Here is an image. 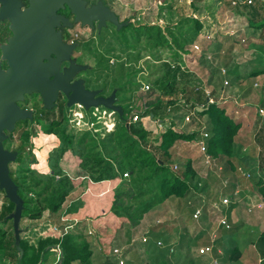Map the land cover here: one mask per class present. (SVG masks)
Instances as JSON below:
<instances>
[{
	"label": "rangeland",
	"instance_id": "374dc122",
	"mask_svg": "<svg viewBox=\"0 0 264 264\" xmlns=\"http://www.w3.org/2000/svg\"><path fill=\"white\" fill-rule=\"evenodd\" d=\"M86 1L90 6L101 1L118 16L119 22H125L127 25L131 23L133 26L141 24L140 26L159 28L166 40V43L157 46L158 38L155 34L151 39L141 36L139 40H136L133 37L134 31L131 29H127L122 34L108 22L100 29L98 27L90 29L80 24H73L71 28H66L62 36L65 42L75 34L77 35L76 48L67 62L85 67L83 71L76 74L75 78L82 80L88 89L106 97L115 94L114 104L124 108L126 119L130 121L133 113L139 114V121L136 123L138 128L150 131L154 139L169 128L170 124H173L179 132L186 134L199 130L201 125L205 128L209 127L205 116L200 117L195 110L190 111L186 108L187 105L178 102L179 91L184 88L189 90L187 85L190 87L182 75L190 74L193 83L199 81V86L209 89L211 100L220 103L227 102L224 106L226 113L235 122L239 120L242 126L233 141L232 162L239 170L237 181H232L229 170L219 171L216 163V166L210 170L203 164L204 158L195 142L182 141H178L171 149L170 169L172 172L180 173L184 170L183 165L190 162L196 174L191 181V186L198 183L197 193L188 191L182 198L171 197L159 205L155 204L150 211L140 217V213L132 212V210H135L140 201L151 202L153 194L157 192L154 182L144 184L141 188L149 191L152 187L153 192L141 199L129 200L121 197L122 194L129 192L131 187L136 190L133 186L139 187L144 176L132 170L134 173L129 174L128 178L122 177L121 183L116 180L120 184H117L111 193L114 192V196L115 194L119 196L117 206L120 201L122 207L127 208L126 212L130 216L134 213L139 216V219L134 217V221L131 219L130 221L126 216L117 218L110 212L116 221L106 223L109 220V213L104 216L106 219L97 215L90 216L88 219L90 230L97 231L99 226L106 223L105 228L101 229V233L107 238L110 246L108 252L105 250L108 256L106 258H111V264H117L108 253L113 248H118L124 249L126 264H213V260L216 259L217 264H243L247 259L246 257L241 258L240 250L247 248L250 250L247 256L251 264H264V258L260 256L257 238H255L264 230V202L260 192V185L264 188V184H258L259 180L264 181V12H260V17L256 20L246 14L242 15L244 9L232 5L235 0ZM26 4L27 0H23V5ZM194 20H199L202 24L200 31L194 29ZM11 35L9 23L0 21V47L6 44L5 42ZM124 37L128 44H124ZM179 42L183 48L181 52L175 49ZM194 45L198 46V50L194 49ZM174 74L176 75L174 78L176 92L170 95L171 99H175L174 101L178 103L171 106L166 102L168 97H162L161 92L166 80H171ZM224 81H227L228 85L224 86ZM141 84H149L151 88L148 91H142ZM34 99L33 94L26 95L18 106L30 111ZM158 100L162 101V105L159 110H155L153 104ZM35 102L38 109L43 107L41 99ZM72 108H74L73 105L67 107L65 104L64 121H61L58 127L49 124L50 120L60 117L58 105L51 110L43 108L47 114L46 117L49 116L50 120L45 117V122L39 124L35 120L37 112L32 109V120L17 121L13 131L5 132L7 142L3 145L7 151L21 153L8 167L16 178L24 176L21 175V168L35 170L39 178L49 175L51 173L49 159L59 158V154L62 155L58 166L64 175L69 176L72 186L63 207L69 205L71 200L79 195L81 184L78 180L84 176L81 171L87 172L91 168H97L93 158L82 156L83 152H90L92 156L98 150L100 155L106 158L119 156L125 162V172L131 170L132 165L127 166V164L135 153L134 149H128L133 141L126 130L120 129L112 136L104 137L101 132V121H96L91 116L94 107L84 110V114L86 121L96 123V133L87 131L85 128L78 131L73 127L69 115V110ZM97 108L100 111L104 109L103 106ZM260 110L262 113L259 112ZM189 113L193 121L186 123L184 117ZM64 123L69 125L71 134L76 133L78 138L84 136L82 145L85 150L76 145L74 151L68 149L60 153L62 139L59 132ZM116 123H123L117 115ZM45 128L52 130L45 132ZM24 132L29 133L25 139L23 135L21 136ZM94 136L99 137L96 139ZM104 138L102 147H100ZM94 146L99 149L93 150ZM85 162L89 167H84ZM174 166L178 167L175 171ZM57 180L58 176H55L51 181L52 188L56 187ZM31 183L32 180L27 182L29 185ZM46 183L47 181L38 189H43ZM99 185L104 187L108 184ZM4 198L5 195L0 192V206ZM88 198L89 196L85 198V201ZM223 198H229L237 203L231 204L226 209L220 206V211L212 210L211 205L219 204ZM247 198L249 208L244 206ZM40 202L41 200L37 204L41 208ZM232 206L241 222L237 228L231 226L230 209ZM197 208H200L203 213L202 217L195 221L192 219V213ZM257 210L260 211V216L257 215ZM120 212L124 213L123 210ZM100 216H102L101 213ZM221 217L227 220L229 229L218 225V219ZM54 221H57L56 215H51L42 208L41 215L36 220L24 217L20 221L19 237L31 244H36L41 238H56L59 235L54 229L61 228V225L55 227ZM0 229L5 232L6 236L5 248L2 252L0 251V260L3 257L0 263L16 264L15 260L10 258L12 255L16 256L11 242L13 231L10 230V223L1 222ZM198 229H204V231L200 230L198 236L194 237ZM209 230L215 231L213 242L211 236L208 238ZM145 234L149 241L141 243V237ZM226 234L236 236L229 238ZM222 236L225 241L232 240V243H236V238L238 239V245L231 244L236 247L238 253L240 252L237 261H229L230 251L223 254L216 253ZM130 237H133L134 241L131 247L127 246L132 240ZM158 240L162 243L161 250L156 245ZM169 243L173 246L168 245ZM91 246L96 248L94 243ZM170 246L172 248H168ZM199 246H211L212 252L200 255ZM56 251L57 249L54 248L53 252ZM54 253L42 264H52L56 257ZM73 263L79 264L77 261Z\"/></svg>",
	"mask_w": 264,
	"mask_h": 264
},
{
	"label": "trees",
	"instance_id": "16d2710c",
	"mask_svg": "<svg viewBox=\"0 0 264 264\" xmlns=\"http://www.w3.org/2000/svg\"><path fill=\"white\" fill-rule=\"evenodd\" d=\"M246 1L247 0H235L236 5L234 6H237L236 8L239 9H244L242 15L246 14L256 20L258 17H260L259 13L264 12V5H262L263 3L260 0H252V4L248 5ZM140 25L141 24H139V26H133L130 23L129 25H126L125 27L121 28L120 31L122 32V34H124L127 29H131L132 31H134L133 37L136 40H139L141 36H145L151 39L153 34H155L158 38L156 46L166 43L164 35L159 28L147 25ZM194 29H196L197 31H200L202 29V24L199 22V20H194ZM167 31L169 33V27L167 28ZM174 41L177 40L174 39ZM124 44H128L125 37ZM176 48L180 52L183 51L180 42L176 45L175 49ZM175 76L176 75L174 74L173 76H171V80L167 79L164 83L161 92L162 97L167 96L168 100L166 102L171 106L176 105L178 102H181L182 104L187 105L186 108H188L190 111L195 110V112L199 114L200 117H206L209 126H207L208 128L206 129L210 135L208 140L206 141L207 155H209L218 165V167L221 168V172H223L224 170H229V172L232 174V181H237V174L239 173V170H237L236 166L233 164L232 156L233 141L235 135L241 128L240 122H235L232 117L226 113L225 107L221 105L220 102L216 101L213 104H206L205 91L201 88V86H199V81L197 83L192 82V75L190 74L182 75L186 79V83L190 84V87L187 85L189 90L184 88L179 91L180 97L178 99V102L174 101L175 99L173 98L171 99L172 96L170 94L173 95L176 92L174 90ZM154 104L153 109L159 110L161 108L162 101L158 100ZM33 107L34 110L37 112L35 118L37 123L39 124L41 122H45L46 119L44 120V118L47 114L43 111V107L41 109H38L36 102L33 103ZM64 107V105L58 106L60 117H58L56 120H50L49 116L46 117L48 120H50L49 124L51 126L53 125L58 127L61 121H64ZM199 107L202 108L201 112H198L196 110V108ZM122 109L124 113V108ZM120 129L126 130L127 133L130 134L129 136L133 141V144L128 146L129 150H135L134 156L130 159L129 163L127 164V166L132 165L131 170L129 172H125V162L119 156H115L114 158H106L101 156L100 152L97 150L99 149L98 145V147L94 146L93 150H97V152L93 153L92 156L89 154L90 152L82 153V156L86 158L92 157L97 167L94 169H87V172L85 170L81 171V173H84V176L82 177H87L93 183L116 180H119L121 183V181H123L122 177L124 174H127L128 177L129 174L131 175L134 172L138 173L139 175H143L144 178L142 180V184L139 187L133 186L136 190L131 187L129 192L122 194L123 196L121 197H126L129 200H132L133 198L141 199L146 194L153 192L152 187L149 189V191H144L141 188L144 184H152V182H154L156 186L155 190L157 192L153 194L151 202L140 201V204L136 206L135 210H132V212L134 211L140 213V217L150 211L155 204L159 205L171 197L182 198L188 191H193L197 193L198 183L191 186V181L196 176L194 170L191 168V163L186 162V164L183 165L184 170L179 173L171 171L170 162L172 160L171 149L174 147V145L178 141L195 142L199 139V133L195 131L187 134L179 132L177 129L174 128L173 124H170V127L167 128L163 133H161L159 137H154L153 139V137L151 136L152 133L150 131L138 128L137 124H130L128 125V127H126V124L123 125V123H121L116 125L115 130L113 132L103 135L104 137L108 138ZM51 130V128L44 129L45 132H49ZM33 131L35 132V129ZM59 134L62 139V143L59 149L60 153H64L68 149L74 151L76 145L80 146V149L85 150L82 145V139L84 136L78 138L76 137V133L71 134L70 127L68 124L64 123ZM22 135L25 139L29 136V133L24 132L21 134V136ZM98 137H96V139H98ZM104 140L105 138L101 141L100 147H102V143ZM18 155H21L19 151ZM60 155L61 154H59V158L49 159L51 173L44 177L39 178L38 173L35 170L27 168H21V175L24 176L17 178L14 176V174H12L11 171H9V176L17 187V194L23 201V210L20 221L23 220L24 217L36 220L40 217L41 209L43 208V210H47L49 214L56 215L57 221L53 222L55 223L54 225H61L60 219L62 217H67L68 214L76 213L78 209L83 207V202L79 201L77 202V204L73 203L70 208H67L65 211H62L63 205L70 194L72 186L70 184L71 180L69 176L64 175L62 170L58 166V161L62 157V155ZM127 157L129 158V156ZM87 165L88 163L85 162L84 167H86ZM60 173H62V175ZM115 173L117 174L115 175ZM55 176H58V180L56 182L57 185L55 188H52L50 185L51 181L54 179ZM30 180H32V183L29 185L27 184V182H30ZM45 181H47V183L45 186H43V189H38ZM258 184H264V181L259 180ZM260 187V192L262 194L261 196L264 202V188L262 185H260ZM0 192L4 194L3 191ZM118 198L119 196L115 194L107 210V213L110 214L111 212L117 218L126 216L129 220L131 219L132 221H134V217H136V219L138 220L139 216L134 213H131L130 216L129 213L126 212L127 208L122 207V203L120 201L119 205L117 206ZM40 200V204L42 205L41 208L37 204ZM14 208L15 206L11 202H9L5 197L4 202L0 206V223L2 222L5 224L9 222L10 230L12 231L13 226L11 225L9 216L14 212ZM122 210L124 213L120 212ZM75 227L73 231H70L61 239H55L50 237L41 238L37 240L36 244H31L27 240L22 239L21 237L16 240L13 232L11 242L15 250L16 256L12 255L10 256V258L15 260L16 264H42L47 259L51 258L52 253H54V248L58 246L60 248L62 256L57 264H72L74 261L79 262V264H91L90 258L92 256V252L90 249V245L88 244V239L91 236L88 235L86 230V232L84 231V228L86 227H84L83 224L78 223ZM5 241V232L0 229L1 252L5 248ZM257 246L259 248L258 251L260 253V256L264 258V230L257 240ZM229 253L230 254L228 259L230 262L237 261L239 259L240 252L238 253L236 247H232Z\"/></svg>",
	"mask_w": 264,
	"mask_h": 264
},
{
	"label": "water",
	"instance_id": "95a60500",
	"mask_svg": "<svg viewBox=\"0 0 264 264\" xmlns=\"http://www.w3.org/2000/svg\"><path fill=\"white\" fill-rule=\"evenodd\" d=\"M27 4L24 7L23 0H0V21H7L12 33L7 44L0 47V191L15 206L9 219L16 240L23 201L9 176L8 165L14 162L17 153L4 150L2 143L7 139L5 132L13 131L17 121L33 118V111L20 108L18 103L26 95L38 94L43 108L51 110L61 93L67 107L75 103L85 110L103 106L123 120L122 107L114 104L115 94L97 96L98 92L83 87L82 80L71 83L85 67L70 62L60 72L61 63L70 59L76 44L63 43L59 29L71 28L73 24L93 28L95 22L100 29L109 22L120 30L127 24L119 22L118 16L101 1L89 7L86 0H27ZM65 8L73 16L72 21L59 14ZM1 61L5 62L6 70L1 68Z\"/></svg>",
	"mask_w": 264,
	"mask_h": 264
},
{
	"label": "built area",
	"instance_id": "2783aa9c",
	"mask_svg": "<svg viewBox=\"0 0 264 264\" xmlns=\"http://www.w3.org/2000/svg\"><path fill=\"white\" fill-rule=\"evenodd\" d=\"M246 3L248 5H251L252 0H247ZM232 5L233 6L236 5V2H233ZM76 38H77V35L75 34L73 37H71L69 39L68 44H74V42H76ZM194 49L198 50V46L194 45ZM172 68H175V66H172ZM223 85L224 86L228 85V82L224 81ZM141 87H142V91H148L151 88V86L149 84H141ZM201 88L205 91L206 104H213L214 101L211 100V98H210L211 92L209 91V89L205 86H201ZM73 107L74 108L69 110L71 122L74 125L73 127L78 129V131H82V129L85 128L87 131L90 130V131H93V133H96V131H97L95 129L96 123H94L92 121L88 122L85 120V114H84L85 108L79 103L73 104ZM89 109H87V110H89ZM259 112L262 113L261 110ZM116 115H117L116 112L107 110L105 108L100 111V109H98L97 107H94V109L91 111V116L93 118H95L96 121H101V128H102L101 132L103 134H109L115 130V127L117 125ZM184 120L186 123L187 122L191 123L193 121L192 115L190 113L188 115H185ZM120 121H122L123 123L125 122V124H127V125L137 123L139 121V114L133 113L131 115L130 121H129L126 119V117L124 116V113H123V120H120ZM109 129H111V130H109ZM195 132L199 133V139L197 141H195V145L197 146L199 152L202 154V157L204 158L203 164L212 170L214 168V166H216V164H215L214 160L209 155H207V144L205 142V140H207L210 135L207 132V129L203 126L201 128H199V130H196ZM177 168H178L177 166H174L173 170L175 171V170H177ZM217 169L219 171L221 170V168H219L218 165H217ZM123 177L127 178L128 176H127V174H124ZM81 180L90 181L87 177H82ZM230 202H231V200L229 198H223L219 204L213 203L211 205V208H212V210L220 211V206H223V207L227 206L230 204ZM202 213L203 212L200 208L195 209L192 213V219L195 221L199 220L202 217ZM69 222H71V223H69ZM60 223H61V228H57L56 226H58V225H55L56 228L54 227L55 228L54 230L57 232V235H59V236H56L55 239H57L59 237L62 238L63 236L68 234L79 223V221L76 219L71 221L67 217H62L60 219ZM218 225L220 227H224V229L230 228L227 220L224 217H221L218 219ZM87 233L89 236H93L95 234V231L88 229ZM61 238H59V239H61ZM214 240H215V235L213 234L211 236V241L213 242ZM140 241H141V243H147L149 241V238L145 234L141 237ZM156 245L160 248L162 247V243L159 240L156 242ZM169 248H172V247H169ZM55 249H57V251L54 253L56 255V257L54 258L55 261L52 264H57L59 262L61 256H62L61 251L59 250L60 248L58 246H56ZM170 251L172 252V249H170ZM210 252H212L211 246L201 247L198 249V253L200 255H206L207 253H210ZM108 254L110 256H112V258L115 260V262L117 264H126V261L124 258V249L113 248ZM213 264H217V261L213 260Z\"/></svg>",
	"mask_w": 264,
	"mask_h": 264
},
{
	"label": "crops",
	"instance_id": "0c3cea01",
	"mask_svg": "<svg viewBox=\"0 0 264 264\" xmlns=\"http://www.w3.org/2000/svg\"><path fill=\"white\" fill-rule=\"evenodd\" d=\"M260 1L263 3L262 5H264V0H260ZM226 103L222 102L220 104L225 106ZM245 104L248 105V103H245ZM238 122H240V121L238 120ZM81 178H79V180H78V183L81 184V188L79 189V195L76 198H73L69 205H67L66 207L64 206L65 208L63 207L62 211H65L67 208H70V206L73 203L77 204V202H79V201L83 202V204H84L83 207L78 209V211L76 213L68 214L67 218L69 220H71V221L74 220V219L78 220L79 224H83L84 227H86V228H84V231L85 230L87 231L89 229V225H88L89 221H88V219L90 218V216L97 215L98 217L105 218L104 216L107 214V210H108V208H109V206H110V204H111V202L113 200V198H112L113 197V192L111 193V191L118 184V182L117 181H105V182H100V183H93V182H90V181H87V180H81ZM99 184H108V185L104 186V187H101ZM97 185H99V186H97ZM236 188H238V187H236ZM233 192L235 193L234 190H233ZM110 193H111V195H110ZM87 196H89V198H88L87 201H85L86 200L85 198ZM106 198L108 200H105ZM104 200H105V202H104ZM102 202H104V203L102 204ZM236 203H237V201H235V202L231 201L229 205L224 206V207L221 206V207L226 209L229 206H231V204L235 205ZM89 204H90V206H89ZM247 204H248V198L246 199V202H245L244 206L245 205L247 206ZM247 207L249 208V205ZM105 211H106V213H105ZM230 211H231L230 212V215H231L230 221L232 222L231 226L232 227L234 226V228H237L239 225H241V224H239L241 222H239V218L237 217L238 213L234 211L233 206L231 207ZM100 213L102 214V216H100ZM261 213H262V211H261ZM257 215L260 216V211H258V210H257ZM234 217H236V218L234 219ZM108 219L109 220H107L106 223L116 221L115 217L113 215H111V214H109V218ZM69 223H71V222H69ZM106 223L101 225V226H99L97 228V231H95V234L88 239V244L90 245L91 252H92V256L90 258L91 264H111V261H110L111 258H106V257H108V256H106V253L108 252V248L110 247L109 244H108L109 242L107 241V238L105 236H103V234L101 233L102 232L101 229L105 228ZM242 224H243V222H242ZM109 225H111V223ZM255 226H257L256 223H255ZM75 228H77V227H75ZM75 228H73V230ZM73 230H71V231H73ZM200 230L204 231V229H198L197 232L193 236L197 237L198 236V232H201ZM213 232H215V231H213ZM213 232L210 231V230L208 231V238L213 235ZM99 236H102V237L100 238ZM223 236L220 239V242H219L220 244L216 248V251H217L216 253H218V254H223L224 252L228 253V251H230L231 248L233 247L232 245H238V239L237 238H236V243H237L236 244V243H232V240H228L227 239L225 241ZM227 236L229 238L230 237H234L235 238L236 235L233 236V234H230V235L226 234V237ZM259 236L260 235L255 237V238H257L256 240H258ZM95 238L97 240H95ZM132 238L133 237H130V239H132ZM93 240H95V241L92 242ZM93 243H94V246L96 248L91 246V244H93ZM133 243H134V241L132 239L131 241L128 242L127 246L131 247V245H133ZM183 243H184V241H183ZM176 244H177V242H176ZM168 245H172L173 246V244H171V243H169ZM201 247L202 246H199L198 249L201 248ZM158 249L161 250L162 248H158ZM105 250H107V252H105ZM240 252H241V258L243 259V258L246 257V259H247V261L245 263H243V264H251L252 262H251V260H249L250 258L247 256L248 253L250 252V250L247 249V248H244L243 250H240ZM102 258H104L105 260L102 259ZM228 258H229V254H228ZM219 259H221V258H219ZM259 260H261V259H259ZM221 261H222V259H221ZM228 263H230V262H228ZM73 264H78V263H73Z\"/></svg>",
	"mask_w": 264,
	"mask_h": 264
},
{
	"label": "flooded vegetation",
	"instance_id": "af4514ba",
	"mask_svg": "<svg viewBox=\"0 0 264 264\" xmlns=\"http://www.w3.org/2000/svg\"><path fill=\"white\" fill-rule=\"evenodd\" d=\"M28 6V4H26V5H24V7H27ZM87 6L89 7L90 6V4L88 3L87 4ZM59 14H61V15H63V16H65L66 18H68L70 21H72L73 20V16L70 14V11L67 9V8H65L64 10H62V11H60L59 12ZM109 23V22H108ZM97 25H98V23L97 22H95L94 23V27H97ZM87 27V26H86ZM93 27V28H94ZM89 28V27H88ZM93 28H90V29H93ZM66 28H61V29H59V31L61 32V38H62V36H63V30H65ZM11 37V36H10ZM9 37V38H10ZM62 41H63V43H65V44H68V41L67 42H65V40H63V38H62ZM6 44H7V42H5ZM74 44H76V42H74ZM0 58H1V52H0ZM4 66V67H3ZM69 67V63L67 62V61H65V62H62L61 63V65H60V72H63V70L64 69H66V68H68ZM1 68L3 69V70H6V64H5V62L4 61H1ZM76 76V75H75ZM77 80H79L78 78H75L74 77V79L71 81V83L72 82H74V81H77ZM83 87L86 89V90H89V91H91L90 89H88L84 84H83ZM97 96H103V97H106V96H104V95H102V94H98ZM33 98H35L34 99V102L35 101H37L38 99H41L40 98V96L38 95V94H33ZM33 102V103H34ZM67 103V100H66V98L64 97V95L63 94H61V93H58V96H57V99H56V101H55V106H60V105H64L65 106V104ZM54 106V107H55ZM42 108V107H41ZM34 110V107H33V105H32V107H31V111H33ZM35 111V110H34ZM33 117V116H32ZM4 142H7L6 140L4 141ZM4 142H3V145H4ZM5 150V149H4ZM7 151V150H6ZM8 152H12L11 150H8ZM14 152V151H13ZM15 153H17V156H19L18 155V151H15ZM16 156V157H17ZM13 163V162H12ZM11 164V163H10ZM9 164V165H10ZM9 165H8V167H9Z\"/></svg>",
	"mask_w": 264,
	"mask_h": 264
},
{
	"label": "clouds",
	"instance_id": "9594fccd",
	"mask_svg": "<svg viewBox=\"0 0 264 264\" xmlns=\"http://www.w3.org/2000/svg\"><path fill=\"white\" fill-rule=\"evenodd\" d=\"M109 130H111V129H109ZM100 183V182H99Z\"/></svg>",
	"mask_w": 264,
	"mask_h": 264
}]
</instances>
